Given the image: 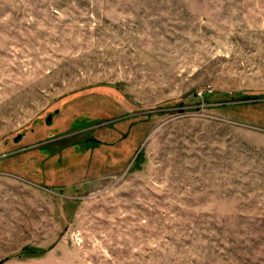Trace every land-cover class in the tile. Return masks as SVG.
Returning a JSON list of instances; mask_svg holds the SVG:
<instances>
[{
  "label": "rangeland",
  "instance_id": "1",
  "mask_svg": "<svg viewBox=\"0 0 264 264\" xmlns=\"http://www.w3.org/2000/svg\"><path fill=\"white\" fill-rule=\"evenodd\" d=\"M0 264H264V0H0Z\"/></svg>",
  "mask_w": 264,
  "mask_h": 264
}]
</instances>
